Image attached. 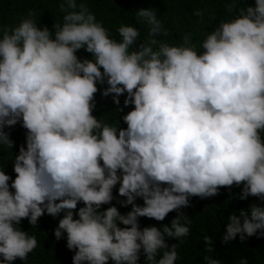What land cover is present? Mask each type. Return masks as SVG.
<instances>
[{"label": "clouds", "instance_id": "1", "mask_svg": "<svg viewBox=\"0 0 264 264\" xmlns=\"http://www.w3.org/2000/svg\"><path fill=\"white\" fill-rule=\"evenodd\" d=\"M59 7L65 15L54 33L29 17L0 36V145L13 144L6 128L21 122L27 130L15 177L0 170V264L27 259L37 239L18 225L27 218L35 226L45 212L64 213L54 235H66L73 264H139L142 254L145 264H175L165 235L187 236L183 213L162 227L141 228L139 217L161 221L189 197L234 184L240 199L264 201V0L221 20L199 54L186 46L190 35L180 46L158 42L153 8L136 11L153 38L133 49L136 27L122 24L112 39L86 4ZM81 48L92 57L78 58ZM98 90L117 105L126 93L123 105H134L122 117L126 128L92 114ZM118 183L131 210H102ZM228 220L224 241L264 236V204Z\"/></svg>", "mask_w": 264, "mask_h": 264}, {"label": "trees", "instance_id": "2", "mask_svg": "<svg viewBox=\"0 0 264 264\" xmlns=\"http://www.w3.org/2000/svg\"><path fill=\"white\" fill-rule=\"evenodd\" d=\"M61 3L66 4V0H0V36L5 26L11 30L22 19L29 17L34 20L37 27H47L54 33V25L63 24L65 11L60 9ZM77 3L87 5L89 11L95 14L96 20L106 28L112 39H119L118 27L120 25L136 27L139 35L137 42L131 46L133 49H137L140 43L148 42L153 38L149 34V25L140 22L136 11L139 8H153L157 19L162 22V31L155 39L170 46H180L184 44L183 38L190 35L186 46L193 47L199 54L204 51L201 48L203 40L221 20L232 19L239 14L241 9L254 5L255 0H77ZM230 3L234 5L231 10L227 7ZM197 11L201 15H196ZM76 54L80 59L92 57V54L83 48L77 50ZM97 87L102 89L107 85L98 84ZM112 95L103 96L98 90L94 94L95 107L92 114L97 119L113 124V126L126 128L127 125L122 117L134 105H123L126 93L119 97V105L113 102ZM5 130L9 133L13 144L11 148L0 145V170H4L6 174L14 178L16 174L13 172V162L19 146L25 144L27 130L22 127L21 122ZM261 135L264 137V132ZM119 186V183L115 186L113 200L110 204L102 205V210L112 205L116 206L121 213L131 210V205L126 207L121 205L120 201L126 198L118 194ZM241 188L242 185L234 184L230 187H221L216 195L210 197H189L187 206L170 211L163 220L139 217V225L141 228L171 226V221L179 213H183L180 223H187L189 227L187 236L174 238L165 235L169 246L176 245L175 264H206L204 260L206 256L220 260L221 264H240L242 259H246L248 264H264V236L246 235L244 240H240L237 234V237L230 241L223 240L226 225L229 223V215L233 212L239 215L240 210H248L251 204H264V201L254 196L240 199ZM136 203L142 205L143 200L138 197ZM82 206V202L78 203L77 209L73 212L75 213ZM63 215L64 213L61 212L53 217L45 212L38 218L35 226L31 225L27 218H23L18 226L29 235H35L37 246L28 254L26 260L17 258L12 264H73L74 250L66 247V235L59 239L54 235V230ZM74 218L78 217L74 215ZM120 226L124 227L122 224ZM107 264H114V262L109 260ZM139 264H145L143 254L140 256Z\"/></svg>", "mask_w": 264, "mask_h": 264}]
</instances>
